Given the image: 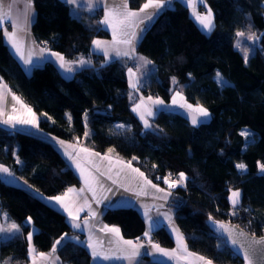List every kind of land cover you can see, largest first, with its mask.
Wrapping results in <instances>:
<instances>
[{"label": "trees", "instance_id": "trees-1", "mask_svg": "<svg viewBox=\"0 0 264 264\" xmlns=\"http://www.w3.org/2000/svg\"><path fill=\"white\" fill-rule=\"evenodd\" d=\"M146 2L128 0V5L139 10ZM204 4L214 18L208 34L192 21L185 5L174 1L135 46L136 54L153 65L148 80L157 87L145 91L147 96H166L182 86L186 103L203 106L210 114L199 126L165 110L156 112L150 129L142 127L132 108L146 94L129 90L126 72L134 65L132 59L105 63L102 56L90 53L93 40L109 37L100 23L101 9L80 11L73 18L60 0H33L31 31L36 42L68 61L90 55L92 65L70 79L49 63L26 74L0 32V79L35 111L40 132L67 143L86 138L93 151L131 162L155 185L165 187V178L183 172L187 179L170 191L168 206L188 250L212 264H241L210 233L207 220L211 216L264 236V172L259 167L264 164V0H204ZM237 32L253 33L258 39L247 63L234 46ZM217 72L229 86L218 85L213 79ZM238 163L246 169H237ZM0 165L47 198L81 186L52 143L2 125ZM237 190L240 204L233 209L229 196ZM0 209L21 221L17 235L0 241V264L29 262L30 231L23 223L29 217L36 230L31 241L36 253H49L55 240L74 234L62 212L1 178ZM102 217L106 224L119 227L125 240H137L145 232L144 220L133 208L107 209ZM151 237L161 247L174 246L164 227L153 230ZM76 239L57 250L61 262L91 264L82 237ZM138 264L157 263L144 256Z\"/></svg>", "mask_w": 264, "mask_h": 264}, {"label": "snow or ice", "instance_id": "snow-or-ice-1", "mask_svg": "<svg viewBox=\"0 0 264 264\" xmlns=\"http://www.w3.org/2000/svg\"><path fill=\"white\" fill-rule=\"evenodd\" d=\"M16 2L17 0H0V32H2L6 42L14 50V54L18 56L25 65H31L33 63V51L31 48H28V55L27 57H25L26 45L22 33H26V30L32 20V0H26L23 11L19 13H14L12 10ZM65 2L69 5H73L77 2V0H65ZM167 2L168 0H147V2L144 3L138 11H132L129 8L128 0H120V3L113 2L111 4L107 3V0H105L104 19L100 21V23L107 25V27L111 29L112 41L109 43L106 41L93 40L92 44L94 48H103L105 57H108L109 49H111V51L116 57H129L133 55L135 52L136 43L140 39H142L143 33L147 30V25H145V27L143 28H140V24L144 22V19L151 21L153 17L159 13V11L164 7ZM203 3L204 0H187V7L191 9L192 15L195 17V20L201 26L202 30L205 32H211L214 27V18L212 10L210 8L207 9V12L205 14H200L196 11L197 5H203ZM148 9H154L155 11L153 13H148L146 12V10ZM141 13L144 14L143 17H141ZM9 28H11V31H9ZM137 29H139V31H137ZM236 35L237 37H243L245 34L243 32H237ZM249 39H255V36H250ZM237 47H239V44H237ZM46 51L48 50L44 48L40 49V56L43 57ZM49 55L51 57H55L60 62V68L64 69L65 72H73V68L70 66L69 62H65L64 57L62 55L56 52H49ZM248 58V53L247 51H245V63L248 62ZM138 59L143 61V63L145 64L151 63L144 57H138ZM78 63L83 65L91 63V61L80 60ZM128 72L130 77L129 86L132 88H136V73H134L131 68L128 69ZM215 79L218 85L224 87L229 86L228 82L223 78L221 73L217 72ZM173 82L175 83V78H173ZM3 87L6 88V85ZM177 97H179L181 101L184 100V97L181 95V93L177 92L172 98L173 105L178 104ZM12 100L16 101L17 103H20L19 98L14 95L12 96ZM147 102L148 103L146 104L144 98L142 97L140 103L136 104L132 109V111L137 113L140 120L143 122L145 129L151 127L146 117H152L156 114V111L160 110L157 108L156 111H154L151 105L158 106L164 104L163 100L159 98L153 99L152 97H148ZM4 103L5 95L2 91H0V118H3L6 115L5 109L3 107ZM179 107L184 108L188 111L193 126H197L200 123L206 122L199 120L198 117L207 118L210 115L207 109L200 105L193 107L192 104L184 102L179 103ZM15 111V106H13V112ZM27 113L32 118H21L17 115L7 114V119H0V123L13 126L15 124H25L32 125L33 127L38 128V121L36 120L35 115L32 113V110L30 108L27 109ZM117 128H124V125H117ZM85 135H88V133L86 132ZM242 135H245L247 137L249 133L244 132L242 133ZM59 143L63 144L62 141H60ZM81 151L87 152L88 150L81 149ZM111 151L112 149H109V152ZM65 154L69 155V158L72 159V156L70 154ZM90 155L99 156L98 153H90ZM101 159L109 158L105 156ZM133 159H135V157H133ZM17 162L19 163V161ZM73 162L76 163L75 160ZM117 165H119L118 171L115 173L117 177H120L121 173H125V168L130 169L132 173L138 174V177L140 178L142 183L138 185L140 191H137L135 193L137 196L141 194L147 195V193L144 192V186L146 185H150L152 188H155L157 192L163 191V189L158 188L155 184H152L151 181L147 180V178L144 177V173L140 172L139 169L132 168L131 162H128L125 165L123 162L118 161ZM93 167L95 168L96 172L99 173V175L103 176L106 174L105 172L101 171L98 165H93ZM113 167H116V165H112L111 161H109V167L107 169V178L112 180L113 184H117L118 181L116 179H113L112 176ZM259 167L260 170L264 172V164H260ZM77 168L80 171V178L84 182V187L80 188L79 191H77L75 188H69L63 196H56L51 199L59 203L60 206L64 209V211L68 213L69 217L71 218L72 227L80 229L81 223L78 222L80 220L79 213L83 211L85 207H87L89 217L95 218L97 212L92 209L91 204L89 203L88 198L86 196L83 199V204L73 209V207L65 203V199L68 197V195L70 193H76L77 196H80L87 189V191L92 193L91 199L97 204H99L101 203V200L97 198L96 189L99 188L101 190L107 191H111V189H105L104 184L98 179V177L93 175L91 172H86L84 168H81L79 163H77ZM236 168L241 171H244L246 169V165H244L243 163H238L236 165ZM0 173H7L8 176H12V173L9 171V169L3 166H0ZM127 175L128 174L125 173V176ZM132 179L135 180L136 178L133 177ZM186 179L187 178L185 174L181 172L179 173L178 180H171L170 177H167L165 178L164 182L168 184L169 188H173L176 187L178 184L183 185ZM120 187H124V184L120 183ZM124 190L132 191V189L128 187H125ZM240 195L241 194L238 190L231 192V195L229 196V201L233 209H235L236 206L240 204ZM163 198L166 199L167 194ZM104 199L108 198L105 197ZM72 204L75 205L76 201H72ZM125 206L126 205L121 202H110L105 205L107 209L112 210H117ZM142 207L145 208V217L151 220V217H148V206L142 205ZM231 214L235 215L236 213L235 211H233ZM89 217L84 218V228H89ZM166 218L170 219V217ZM209 220L212 221L213 224H215L218 230H222L224 233L228 234V239L231 241L232 247L237 251V253H243V259L245 264H264V237L256 239L253 236V238L251 239L246 238L245 241L241 243L238 239L233 238L232 233L234 231V228L232 226H225L222 222H216L211 216L209 217ZM27 222L31 223V217L28 218ZM156 223V221H153V224L150 225V228ZM13 231L18 233L20 231V226L13 223L7 229L0 227V233ZM100 231L112 233L115 235V240H109V244L115 246V251H113L112 248H109L107 251H105L103 249V242H94L93 236L90 234L87 246L89 249H91V255L94 259L99 258L102 260H127L128 264H134L136 258L141 255L140 249L143 247V245H140L132 240H124L120 236V230L118 228L108 227L107 225H104V227L101 228ZM173 231L177 233V247L175 249L167 251L161 248L158 244L154 243L152 244V248L155 251L161 253L162 255L167 256L169 259L175 258L177 261H180L182 259L189 260L190 257H194L196 261L200 262V264H212L211 260H208L203 256H196L194 253L189 252L187 249V245L184 243L185 238L181 234H179V230L174 228ZM144 235L147 237L150 235V232L146 231ZM237 236L247 237V234L243 231H240L237 233ZM32 237L33 233L29 232L27 236V240L29 242V255L33 256L32 264H36L34 258L35 249L32 247L31 244ZM62 240L63 237L61 238V240H57L53 244L50 253H39V256L43 259H49L50 257H53V254L57 250V245H59ZM55 259H58V257ZM189 264H192L191 260H189Z\"/></svg>", "mask_w": 264, "mask_h": 264}, {"label": "crops", "instance_id": "crops-1", "mask_svg": "<svg viewBox=\"0 0 264 264\" xmlns=\"http://www.w3.org/2000/svg\"><path fill=\"white\" fill-rule=\"evenodd\" d=\"M60 1L64 2L69 7V10L71 12V16L73 18L74 17L78 18L79 15H80V11H84L85 10L87 12L93 13L96 10L101 9L102 13H103V16H102L101 19L102 20L104 19L105 0H77V2L75 4H73V5L67 4L65 2V0H60ZM174 1H178L182 5H185L187 7V0H168V2L164 5V7L159 11V13L157 15H155L153 17V19L151 21H148L147 19H144V22L140 24V28H143V27H145V25H147V30H148L149 27L151 26V24L155 21L157 16L160 15L163 10L170 9V8H172V6H174L173 5ZM113 2L120 3V0H107V3H109V4H111ZM25 3H26V0H17L16 4L14 5V7L12 9L13 12L14 13L22 12L23 9H24ZM205 5L206 4H204V3H203V5H199L198 4L197 7H196V11L198 13H200V14H205L207 12V7ZM202 8L206 9V11L204 13L200 12V10ZM31 11L33 12L31 23L28 26V28L26 30V33H22V36L24 38L25 45H26V47H25V57H27V55H28V48H31L32 51H33V56H32L33 63L31 65H25L23 63V61L18 56H16L14 54V50L6 42L5 37L3 36L2 32H1V35L3 36L4 44L7 45L8 50H10L11 54L19 62L20 66L23 67L25 73H29L28 71L32 72L33 68L43 66V64H45V63H49L51 65H55V67L60 72L61 76H63L66 79H70V78H72L74 76L73 74L77 70L92 65L91 63L83 64V65L78 63L80 60L91 61V56L90 55H88L86 57L85 56H79L74 61H68L64 57L65 62H69L70 66L73 68V72L67 73V72L64 71V69L60 68V62L55 57H51L49 55V52H55V51H52L51 49L45 47L44 45H40L39 43H37L35 38H34V34L31 31L32 25L34 23L33 21L35 19V11H34V8H33V0H32ZM132 11H138V10H132ZM154 11H155L154 9L146 10V12H148V13H153ZM188 15L190 16L192 21L196 24V26H198V28L200 29V31L204 35L209 33V32H205V31L202 30L201 26L197 23V21L195 20V17L192 15L191 9H189V8H188ZM143 16H144V14L141 13V17H143ZM102 27H103L104 30H106L108 32L109 37L107 39H97L96 38L95 40L106 41V42L110 43L112 41V31L105 24H102ZM9 31H11V28H9ZM137 31H139V29H137ZM145 32L143 33V35L145 34ZM139 41L137 43H139ZM137 43H136V45H137ZM42 48L48 50V51H46L44 53L43 57H41L40 54H39L40 53V49H42ZM90 53L94 54V55L102 56L105 63H108V62H111V61L130 60V59H132V62H133L134 65L131 66V69H132V71L134 73H136L135 81H136V85H137L136 86L137 91H134V89H132V90L130 89L131 88L129 86V81L130 80L127 79V81H128L127 84L129 86V90L131 91V93L137 94V92L139 93V92H143L144 91V93L146 94L145 91H150V90H153L154 88L157 87V83L153 82L150 85L149 81H151V80H148V77H149L150 73H151V75H153V72H152L153 71V65H152V63H147L146 64L148 66V67H146L148 70L141 69L140 63L143 62V61L138 59V57L135 55L136 52H134V54L129 56V57H124V56L116 57L114 55V53L111 51V49H109V55H108V57H105L103 48L96 49V48H94L93 44H91ZM60 55H62V54H60ZM126 73H127V78H128L129 77L128 70H127ZM129 79H130V77H129ZM5 85L6 84L0 79V91H2L4 93V95H5V103L3 104V107H4L5 112H6V115L3 118H0V119H7V114L17 115V116H19L21 118H32L27 113V109L30 108V107H28L26 105V103H24V101L21 100L19 98V96L13 92L12 89H9V87L7 85H6V88L3 87ZM182 91H183V87L179 86V87H177L175 89V91L167 93L166 96L154 97V99L159 98V99L163 100L164 104L163 105H158V106L152 105L151 107L153 108L154 111H156V109L158 108V109H160L159 111L168 110V111H172L174 113L177 112V113H179L181 115H184L189 120L190 124L192 125L191 118H190V116L188 114V111L186 109H184V108H180L179 107V103L186 102L185 98H184L183 101H181L180 98L177 97L178 104L177 105H173L172 104V98L177 92H180L181 95L184 97ZM13 95L19 98L20 103H17L16 101L12 100V96ZM142 97L144 99L148 98V96L146 94V95L141 96L139 98V100ZM13 106H15V109H16L15 112H13ZM193 107H195V106H193ZM156 112H158V111H156ZM32 113L35 115V118L38 121L39 120L38 115L33 110H32ZM134 114H135V112H134ZM193 114H195V113H193ZM154 117H155V115L152 116L151 119H153ZM198 119L201 120V121H208L209 117H207V118L198 117ZM38 123H39V121H38ZM203 123H205V122H203ZM1 125L4 126V127L10 128L12 130L13 129L17 130L19 132H23V133L25 132V133H28V134H32L34 136L36 135V136L40 137L41 139H43L45 141L47 140L48 142L52 143V145L61 154L62 158L65 160V162L68 164V166H70V168L74 172V174H76L78 176L81 186L80 187H72V188H75L77 191H79L80 188L84 187V182L80 178V171L77 168V163H79L81 168H84L86 172H91L93 175L97 176L98 179L104 184L105 189H111V191L101 190L99 188L96 189L97 198L101 200V203H99V204H97L95 201H93L91 199L92 193L87 191V189L80 196H77L76 193H70L68 195V197L65 199V203L69 204L71 207H73V209L75 207H78L79 205L83 204V199L86 196L88 198L89 203L91 204L92 209L97 212V215H96L95 218H90L89 217V213H88V209H87V207H85L84 210L79 213L80 220H82L81 228L80 229H76V228L72 227L71 218L69 217L68 213L64 211V209L60 206L59 203H57L55 200L51 199L53 197L47 198V197H44V196L40 195L39 192H36L34 189L29 187L20 178L16 177L15 180H12V178H9L10 181H7L5 179L3 180V178L0 177L3 182H7V183L12 184L14 186L17 185V187H22L23 189L28 190L31 194H33L36 198H40L48 206H51L52 208L56 209L57 211L62 212L64 214L65 218L67 219V222H68V225L70 226V229H72L74 234L79 233L81 235L82 240H80V241H84V246H85L86 250H88V252L90 254V257H91L90 258L91 264H128L127 260H116V259L102 260V259H99V258L94 259L92 257V255H91V249H89L88 246H87L88 238H89V235L91 234L93 236L94 242L95 241H102L103 242V249L105 251H107L109 248H112L113 251H115V246L109 244V240H115V235L112 234V233H107V232L100 231V229L103 228L104 225H107L108 227H115V226L108 225L105 222H103L102 215L107 210L105 205L110 203V202H121V203L126 205L125 207H121V208L130 207V208H133L136 211H138V213L142 216V218L144 220V226H145V223H146L145 222V218L146 219H148V218L145 217V215H144L145 208L142 207V205H146V206H148V217H151V220H150L152 222L151 225L153 224V221L157 222L148 231V232H150L149 236L146 237L143 234L137 240H132V241H134V242H136V243H138L140 245H143V247L140 249L141 255H139L136 258V260L134 261V264H138L139 261L141 260V258L144 257V256L147 257L148 259H151V261H153L154 263H157V264H189V260H191L192 264H200V262L196 261L194 257H190L189 260H183L182 259L180 261H177L175 258L169 259L167 256L162 255L161 253L155 251L152 248V244L154 243V241H153V238L151 237V232L153 230L163 226L168 231V234L170 236H172L173 241H174V246L171 249H167V248H164V247H161V246L160 247L165 249V250H167V251H171L172 249H175L177 247V239H176L177 233L174 232L173 229L174 228L178 229V227H177V225H175V223L173 224L174 220H171V217L169 219V222L165 221L166 217H168V216L163 212L164 210H163V203H162V192H157L155 188H152L150 185H146V186H144V192H146L147 195L141 194V195L137 196L135 193L137 191H140V188L138 187V185L142 183V181L138 177L137 173H132L130 171V169L125 168V173L128 174L127 176H125V173H121L120 177H117L115 175V173L118 171V168H119V165H117V162L120 161V162H123L126 165L127 164L126 161L120 160L113 153H106V154H99L98 153L99 156H91L90 153H97V152L93 151L89 147V145H88L89 141L86 138L81 139L79 141V143H70V142H68V143L61 144V143H59L60 141L55 140L53 137L49 136L48 134H44L43 132H40L37 127H33L32 125L15 124L13 126V125H6V124H3V123H0V126ZM197 126H199V124ZM57 145H60V146H57ZM81 149H87L88 151L84 152V151H81ZM65 153L70 154L72 156V159H70L69 155H66ZM105 156H107L109 159H101L102 157H105ZM74 160L76 161V163L73 162ZM17 161H19V160H17ZM109 161H111L112 165H116V167L112 168V176H113V179H116L118 181L117 184H113L112 180L107 178V169L109 167ZM17 164L21 166V162L20 161H19V163L17 162ZM93 165H98L100 167L101 171L105 172L106 174L103 175V176L99 175V173L96 172V170L93 167ZM133 177H135L136 179L133 180L132 179ZM19 182H21V183L19 184ZM120 183H123L124 187H120ZM152 184H154V183H152ZM156 186L158 188L162 189L161 185H156ZM125 187L131 188L132 191H125L124 190ZM60 196H63V194L60 195ZM105 197H107L108 199H104ZM147 200H148V202H147ZM72 201H76V204L73 205ZM168 208H169V206H168ZM74 214H75V211H74ZM85 217H89V228H84V226H83V221H84ZM27 221H28V219H25L23 221V223L26 226H28L29 227V231L34 234L36 232L35 226L33 225L32 221H31V223H28ZM13 223L17 224L18 226L21 225V221L20 220H18L15 217H13L8 211H3V210L0 209V227H3L5 229H7ZM116 228L119 229V227H117V226H116ZM74 234L72 236L71 235H67V234L61 236V238L63 237V240L61 241V243L59 245H57V250L59 248H61L65 243H67L69 241H72V240L79 241V240H77L75 238ZM179 234H181L180 231H179ZM14 235H17V232L13 231V232L0 233V241L6 240L7 238H10V237H12ZM120 236H121V233H120ZM61 238H59L57 240H61ZM57 240H55V242ZM150 241H151V243H150ZM184 243H185V239H184ZM32 247H33V245H32ZM187 249H188V247H187ZM51 250H52V248H51ZM51 250L49 251V253L51 252ZM57 250L53 254V257H50L49 259L41 258L39 256V253L35 252L34 258H35L36 264H63V262H61V260H60V258L58 256ZM45 254H48V253H45ZM195 255L199 256L197 254H195ZM57 257H58V259H55ZM32 261H33V256L29 255V263L28 264H32Z\"/></svg>", "mask_w": 264, "mask_h": 264}, {"label": "rangeland", "instance_id": "rangeland-1", "mask_svg": "<svg viewBox=\"0 0 264 264\" xmlns=\"http://www.w3.org/2000/svg\"><path fill=\"white\" fill-rule=\"evenodd\" d=\"M245 35L243 36V37H237V39H236V41H235V43H234V46H235V49L242 55V57L244 58V53H245V51H247V53H248V60L251 58V55L252 54H254V52H255V50H256V48H257V36L256 35H254L253 33H244ZM255 36V39H249V37L250 36ZM237 44H239V47H237ZM135 55L137 56V57H144V56H142V55H138V54H136L135 53ZM144 58H146V57H144ZM147 59V58H146ZM245 60V59H244ZM140 67H141V69H143V70H148L146 67H148L145 63H143V62H141L140 63ZM29 73H26V74H30L31 72L30 71H28ZM215 76L216 75H214V77H213V79L216 81V79H215ZM128 80H130L129 79V77L127 78ZM128 82V81H127ZM217 82V81H216ZM131 90L132 89H134V91H137V89L136 88H130ZM137 94H141V92H137ZM142 95V94H141ZM151 95H153V94H151ZM154 96V95H153ZM145 100V102H146V104L148 103L147 102V99H144ZM140 101H141V99L139 100V101H137L134 105H133V107L136 105V104H139L140 103ZM152 106V105H151ZM136 115H137V113H135ZM137 117H139L138 115H137ZM147 119H148V121H149V123H150V125H151V123H152V119H151V117H146ZM140 119V118H139ZM141 121V120H140ZM141 123H142V127H144V124H143V122L141 121ZM145 128V127H144ZM151 128V127H150ZM150 128H147V129H150ZM88 133V135H86V136H90V131L89 132H87ZM55 139V138H54ZM55 140H58V139H55ZM58 141H61V140H58ZM63 142V141H62ZM63 143H67V142H63ZM57 146H60V145H57ZM3 167H6V166H3ZM7 168V167H6ZM0 177H2L3 178V180L5 179V180H7V181H10V179L9 178H12V180H15L16 179V177L14 178L13 176H8V174L7 173H0ZM7 183V182H6ZM21 182H19V184H20ZM8 185H11V186H14V185H12V184H9V183H7ZM15 186H17V185H15ZM14 186V187H15ZM22 188V187H21ZM161 188L163 189V191H161L162 192V203H163V212L168 216V217H171V220H173L172 218V216H173V214H172V212H171V209H169L168 208V200L170 199V197H171V192H168L163 186H161ZM25 190V189H24ZM167 194V198L166 199H164L163 197L165 196ZM63 195H64V193H63ZM231 195V194H230ZM147 202H148V200H147ZM146 202V203H147ZM142 209V208H141ZM167 212V213H166ZM165 218V217H164ZM165 221L166 222H169V219L168 218H166L165 219ZM145 226H146V228H145V232L146 231H149L150 230V225H151V221L149 220V219H146L145 218ZM173 224H174V222H173ZM163 227V226H162ZM165 230H166V228H165ZM167 231V230H166ZM167 233H168V231H167ZM169 235V234H168ZM170 236V235H169ZM172 237V236H171ZM81 242V241H80ZM84 242V241H83ZM83 242H81V243H83ZM31 244H32V242H31ZM29 263V262H28ZM27 263V264H28Z\"/></svg>", "mask_w": 264, "mask_h": 264}, {"label": "water", "instance_id": "water-1", "mask_svg": "<svg viewBox=\"0 0 264 264\" xmlns=\"http://www.w3.org/2000/svg\"><path fill=\"white\" fill-rule=\"evenodd\" d=\"M216 222H221L218 220H214ZM208 223V229L210 231L211 234H213L214 236H217L218 238H220L223 243L227 246V248L230 250V252L232 253V255H234L235 258L239 259L241 264H245L244 259H243V253H237V251L232 247L231 245V241L228 239V234L224 233L222 230H218L217 227L215 226V224H213L212 221H210L209 219L207 220ZM225 226H232L234 228V231L232 233L233 238L238 239L241 243H243L245 241V239H251L253 238V235H251L250 233L245 232L243 229H241L239 226L233 224V223H229V222H222ZM243 231L244 233L247 234V237H238L237 233ZM260 237H264V236H254V238L259 239Z\"/></svg>", "mask_w": 264, "mask_h": 264}, {"label": "built area", "instance_id": "built-area-1", "mask_svg": "<svg viewBox=\"0 0 264 264\" xmlns=\"http://www.w3.org/2000/svg\"><path fill=\"white\" fill-rule=\"evenodd\" d=\"M200 12L201 13H204L205 12V9L204 8H202L201 10H200ZM150 97H154L153 95H150ZM170 178H171V180H178L179 179V176H169ZM177 186H179V184L177 185ZM177 186L176 187H173V188H169V186H168V184H166L165 183V188H166V190L169 192V191H171V190H174V189H176L177 188ZM82 222V220H79V223H81ZM76 238H78V239H80V234L79 233H76ZM154 241V243L155 244H157V241L156 240H153ZM235 258V257H234Z\"/></svg>", "mask_w": 264, "mask_h": 264}]
</instances>
